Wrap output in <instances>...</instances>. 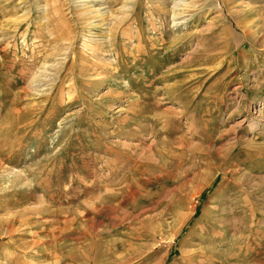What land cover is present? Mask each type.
Wrapping results in <instances>:
<instances>
[{
    "label": "rangeland",
    "instance_id": "obj_1",
    "mask_svg": "<svg viewBox=\"0 0 264 264\" xmlns=\"http://www.w3.org/2000/svg\"><path fill=\"white\" fill-rule=\"evenodd\" d=\"M176 3L0 0V264H264V0Z\"/></svg>",
    "mask_w": 264,
    "mask_h": 264
},
{
    "label": "bare ground",
    "instance_id": "obj_2",
    "mask_svg": "<svg viewBox=\"0 0 264 264\" xmlns=\"http://www.w3.org/2000/svg\"><path fill=\"white\" fill-rule=\"evenodd\" d=\"M208 1V0H207ZM86 3V2H85ZM193 3H196V0H178V3H176L175 4V6H176V8H175V10H174V16H181V14L183 15V13H180L181 12V10H185V9H187L188 8V6H190V5H192ZM86 5V4H85ZM81 6V5H80ZM84 8V7H83ZM101 11V10H100ZM99 13V11L98 10H96L95 8H94V6H91V7H85V9L83 10V12L81 13V11H80V14L79 15H81L82 16V18H80L81 20L80 21H82V19L84 20H86V18H89V16L91 17V19H93V17H97L98 14ZM94 14H96L95 16H94ZM91 15H93V17L91 16ZM105 16V15H104ZM99 17V16H98ZM100 19V18H99ZM79 20V19H78ZM95 20H96V18H95ZM83 22H85V21H83ZM89 22V21H88ZM88 24V23H87ZM89 24H91V23H89ZM88 24V25H89ZM92 25V24H91ZM104 26V25H103ZM250 28V27H249ZM246 32H251L252 33V30L251 29H248L247 28V31ZM207 189V188H206ZM203 191H204V188L202 189V190H200L199 191V195H201L202 193H203ZM193 210L195 211L196 209L195 208H193ZM188 220H190V218L188 219ZM188 222V221H187ZM185 227V226H184Z\"/></svg>",
    "mask_w": 264,
    "mask_h": 264
}]
</instances>
